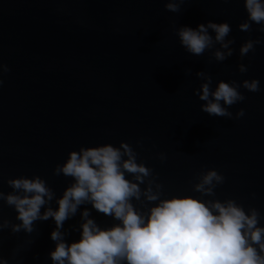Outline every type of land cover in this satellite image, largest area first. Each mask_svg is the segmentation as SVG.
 <instances>
[{"label":"water","instance_id":"water-1","mask_svg":"<svg viewBox=\"0 0 264 264\" xmlns=\"http://www.w3.org/2000/svg\"><path fill=\"white\" fill-rule=\"evenodd\" d=\"M164 4L0 0V65L9 69L0 68V191H12L6 178L35 173L60 195L71 177L53 169L69 150L123 140L152 168L165 196L200 195L193 190L198 173L215 168L225 177L216 198L264 213V43L239 54L241 43L264 41V32L255 23L249 31L238 27L247 17L243 0H179L175 12ZM208 20L231 26L234 51L223 61L211 49L194 55L179 43L177 27ZM240 63L247 71H239ZM198 70L211 75L212 86L258 78L260 87L239 89L244 99L228 106L232 117L209 115L193 91ZM239 108L244 115L236 117ZM91 215L102 225L113 222L95 209ZM3 219L18 222L14 208L0 200ZM79 220L78 210L64 221L66 240L79 238ZM54 227L49 217L34 221L30 233L0 229V257L9 264H52Z\"/></svg>","mask_w":264,"mask_h":264},{"label":"clouds","instance_id":"clouds-1","mask_svg":"<svg viewBox=\"0 0 264 264\" xmlns=\"http://www.w3.org/2000/svg\"><path fill=\"white\" fill-rule=\"evenodd\" d=\"M243 5L247 17L238 27L249 31L255 23L264 32V0H243ZM164 7L175 12L179 0H165ZM175 31L179 43L191 54L211 49V55L223 61L234 51L227 21L180 25ZM260 43L264 41L259 37L246 39L239 45L240 56ZM0 68L9 70L6 64ZM238 69L245 72L247 66L240 63ZM195 75L201 82L193 91L203 101L201 110L209 115L232 117L228 106L244 99L239 89L257 91L260 87L258 78L220 79L212 86L208 72L198 70ZM242 115L244 109L239 108L235 116ZM138 155L123 140L118 145L105 142L69 150L53 169L57 175L71 177L60 195L35 173L6 178L12 191H0V200L14 208L18 222L3 219L0 229L30 233L34 221L53 218L50 238L54 247L48 253L52 264H264V223L260 222L264 213L256 207L245 208L232 197L216 198L214 189L225 179L222 173L215 168L199 172L193 190L200 195L165 196L163 184ZM157 155L165 159V153ZM81 205L91 208L81 209ZM92 209L113 222L102 225L91 215ZM78 210L79 238L66 240L64 221ZM0 264L9 261L0 257Z\"/></svg>","mask_w":264,"mask_h":264}]
</instances>
